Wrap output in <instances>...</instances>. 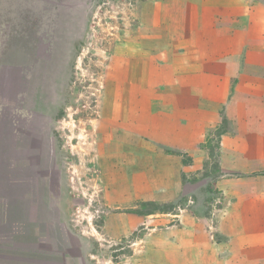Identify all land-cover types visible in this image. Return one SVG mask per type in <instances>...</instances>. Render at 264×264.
<instances>
[{
    "label": "rangeland",
    "instance_id": "rangeland-1",
    "mask_svg": "<svg viewBox=\"0 0 264 264\" xmlns=\"http://www.w3.org/2000/svg\"><path fill=\"white\" fill-rule=\"evenodd\" d=\"M0 264H264V0H0Z\"/></svg>",
    "mask_w": 264,
    "mask_h": 264
},
{
    "label": "crops",
    "instance_id": "crops-1",
    "mask_svg": "<svg viewBox=\"0 0 264 264\" xmlns=\"http://www.w3.org/2000/svg\"><path fill=\"white\" fill-rule=\"evenodd\" d=\"M170 12L173 15H178V17L180 18V21H181L180 22V26H182V30L180 31V34H184L185 37L190 36L191 30L189 28H187L188 25L190 24L189 23L190 21L188 20L189 16L187 15V13L185 11H183L182 9H180V7L174 8ZM233 18H235V17H233ZM210 26H212V24L211 25H207L209 33L206 36L207 38L205 40V42L208 44V46H207V54L210 56L209 60H212L214 58L213 56H217L216 53H220V56L221 55H225L224 57H226V54H227L226 51H225L226 49L224 51L219 50L218 52L215 51L214 49H211L212 46H213L212 44L214 43L213 39H215V43L216 42L218 43V41H220V39L222 38L221 36H222L223 32H222V30H221V28L219 26L215 25L214 27L209 28ZM183 28H184V30H183ZM178 40H179V38H178ZM214 48H215V44H214ZM230 59H232V61L229 62L228 70L230 72H232V65H233L234 61H233V57H231ZM221 62H223V61H221ZM225 62L228 63L227 58H226ZM223 64L225 65L224 62H223ZM225 66H227V64ZM222 68L223 67L221 65L216 63V66L214 67V70L216 72H220V71L223 70ZM234 73L235 72H233V74ZM228 78H231V77H228ZM251 83H252L251 81L246 83L245 87L248 88V87L252 86V85H248V84H251ZM165 91L168 92V91H170V89L168 87H165ZM244 97H243V95L240 96V97H237L236 95L235 96L233 95V100L229 101V103L226 105L225 112H226L227 116H230V118L232 117L233 122H235V123L239 122V124H244V122L246 121V118L248 119V115H246V113H248L250 111L249 109H251V107H249V105H247V101L244 100ZM146 109L147 108L144 107V110H146ZM233 111L235 112V115L233 114ZM233 116H234V118H233ZM239 124H238V126H240ZM240 127H242L243 130L245 128L243 125L240 126ZM240 127H237V128L241 129ZM196 247H197V249L200 250V249H202L203 244H201V245L197 244ZM254 248H252V250ZM182 256L184 258H186V254L183 253Z\"/></svg>",
    "mask_w": 264,
    "mask_h": 264
}]
</instances>
